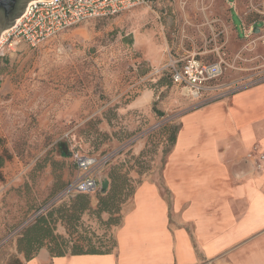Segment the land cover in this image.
Here are the masks:
<instances>
[{"label": "rangeland", "instance_id": "rangeland-1", "mask_svg": "<svg viewBox=\"0 0 264 264\" xmlns=\"http://www.w3.org/2000/svg\"><path fill=\"white\" fill-rule=\"evenodd\" d=\"M263 32L264 0H153L85 21L36 47L4 34L0 153L7 148L13 157L0 180V264L24 262L19 237L76 176L71 156L61 150L111 154L101 182L111 174L127 176L131 197L115 215L122 223L136 187L162 182L173 131L202 105L156 70L171 58L223 59L221 82L233 93L264 81ZM99 195H87L91 210L74 222L112 245L117 226L108 224L110 214L93 213ZM52 224L68 236L66 219L54 216Z\"/></svg>", "mask_w": 264, "mask_h": 264}, {"label": "crops", "instance_id": "crops-1", "mask_svg": "<svg viewBox=\"0 0 264 264\" xmlns=\"http://www.w3.org/2000/svg\"><path fill=\"white\" fill-rule=\"evenodd\" d=\"M264 81L181 118L162 182L140 183L105 254L25 264H264Z\"/></svg>", "mask_w": 264, "mask_h": 264}, {"label": "built area", "instance_id": "built-area-1", "mask_svg": "<svg viewBox=\"0 0 264 264\" xmlns=\"http://www.w3.org/2000/svg\"><path fill=\"white\" fill-rule=\"evenodd\" d=\"M153 0H32L14 25L7 30L6 40L24 41L36 47L60 33L92 19L116 16L137 6L147 5ZM264 38V32L262 35ZM169 73L172 84L181 89L192 102L210 104L229 95L231 88L221 79L225 73V61H206L189 56L169 63L156 70L157 74ZM231 94V93H230ZM258 154L254 148L249 154L253 158ZM257 166L261 167L264 155L258 154ZM111 154L102 157L90 155L80 150L72 151V160L76 165V176L54 197L48 206L42 208L36 216L70 197L79 194L101 193L103 185L101 174L109 164Z\"/></svg>", "mask_w": 264, "mask_h": 264}, {"label": "trees", "instance_id": "trees-1", "mask_svg": "<svg viewBox=\"0 0 264 264\" xmlns=\"http://www.w3.org/2000/svg\"><path fill=\"white\" fill-rule=\"evenodd\" d=\"M177 133L178 130L175 129L170 138L172 147L176 142ZM2 141L3 140L0 139V146H3ZM60 154L64 157L71 156L72 159V152L61 150ZM86 154L94 155L91 153ZM12 157V153L7 148H4L0 153V180L4 179L3 170L6 163L10 161ZM74 166L76 168V165ZM68 183H66L65 186ZM103 184V191L98 197V205L93 213L99 215L100 213L106 212L110 214L108 224L119 226L121 224V221H119L118 218H115V215L121 213L123 204H125L131 197L128 178L123 174H111L110 177L104 180ZM87 195L88 194H79L74 197H70L62 202L69 201L72 198L78 197L77 200L75 199L76 201H73L74 203H72L71 206H61L58 208L54 207L55 209L46 211L36 217L33 224L28 226L18 239V250L24 254L26 260L34 257L42 248H47L51 254L57 256H62L67 253L105 254L111 253L115 250L116 240L112 245H108L105 241H101L99 236L96 235L93 231H91L90 229H83L80 227V225H76V223L74 222H78L81 214L85 213L87 210H91V208L89 207L90 200ZM133 195L134 192L132 193V197ZM54 216H56L58 219H66L68 236H63L56 233L55 226L52 224ZM80 229L82 230V232L78 234V230ZM75 233L77 237L76 239L73 238ZM94 239L97 240L94 241ZM10 264L25 263L22 262L19 258H14L10 262Z\"/></svg>", "mask_w": 264, "mask_h": 264}, {"label": "water", "instance_id": "water-1", "mask_svg": "<svg viewBox=\"0 0 264 264\" xmlns=\"http://www.w3.org/2000/svg\"><path fill=\"white\" fill-rule=\"evenodd\" d=\"M30 0H0V36L9 30L25 11ZM258 29V28H256Z\"/></svg>", "mask_w": 264, "mask_h": 264}, {"label": "bare ground", "instance_id": "bare-ground-1", "mask_svg": "<svg viewBox=\"0 0 264 264\" xmlns=\"http://www.w3.org/2000/svg\"><path fill=\"white\" fill-rule=\"evenodd\" d=\"M6 33H7V32L3 33V37L1 36L2 38L0 39V43H2V40H3L4 36H5L4 34H6ZM0 45H1V44H0Z\"/></svg>", "mask_w": 264, "mask_h": 264}]
</instances>
